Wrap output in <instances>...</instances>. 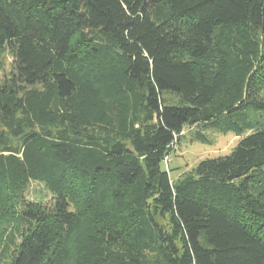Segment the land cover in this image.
Masks as SVG:
<instances>
[{"label": "trees", "instance_id": "obj_1", "mask_svg": "<svg viewBox=\"0 0 264 264\" xmlns=\"http://www.w3.org/2000/svg\"><path fill=\"white\" fill-rule=\"evenodd\" d=\"M4 53L8 264H264V0H0ZM185 128L240 139L171 181Z\"/></svg>", "mask_w": 264, "mask_h": 264}, {"label": "rangeland", "instance_id": "obj_2", "mask_svg": "<svg viewBox=\"0 0 264 264\" xmlns=\"http://www.w3.org/2000/svg\"><path fill=\"white\" fill-rule=\"evenodd\" d=\"M0 62L2 65L0 77H8L12 70V57L4 53ZM192 131L193 129L190 128L183 129L180 140L171 146L169 155L161 164V167L168 171L171 181L177 180L184 173L194 169L202 160L229 155L240 139L233 133L207 132L209 143H200L192 141ZM25 198L30 202L42 204L50 203L52 199L46 188L36 182L29 183L25 189ZM9 233L10 230L6 228L0 234V264H8L14 250V247L9 244ZM18 239L19 237L16 236L15 243Z\"/></svg>", "mask_w": 264, "mask_h": 264}]
</instances>
